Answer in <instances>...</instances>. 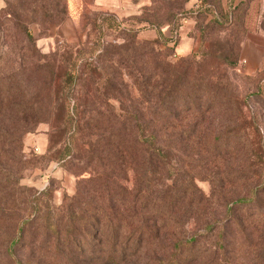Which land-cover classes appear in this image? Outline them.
<instances>
[{"label": "rangeland", "instance_id": "1", "mask_svg": "<svg viewBox=\"0 0 264 264\" xmlns=\"http://www.w3.org/2000/svg\"><path fill=\"white\" fill-rule=\"evenodd\" d=\"M246 3L0 0V134L19 137L0 135L15 174L0 173V264H264V72L238 69ZM154 41L163 61L195 55L189 81L226 84L180 117L166 163L109 139L154 118ZM252 196L260 208L225 224Z\"/></svg>", "mask_w": 264, "mask_h": 264}, {"label": "trees", "instance_id": "2", "mask_svg": "<svg viewBox=\"0 0 264 264\" xmlns=\"http://www.w3.org/2000/svg\"><path fill=\"white\" fill-rule=\"evenodd\" d=\"M119 24L120 23H117L116 30H121V26ZM27 37L30 41L33 40L32 34L29 33ZM160 37L163 39L161 34ZM133 44V49H138L136 47L140 45L139 42L137 40H134ZM158 44H160L159 41H154L153 43H150L148 45L150 54L149 56H151L150 59H152L153 61L156 60V64L152 72L151 81L153 84L151 111L154 118L151 121L147 122L148 128L147 126H145L144 121L139 120L135 124V127H137L138 131L131 138L128 134L129 127L126 121H121L119 123V127L115 131L116 133H114V136L109 139H111V144H114L113 148L119 150L120 153L126 151V148H128V145L131 143L133 149H135L136 151H140L141 153L145 151V153L150 154L151 156H153V158L156 157V160L160 158L162 163H166L165 159L166 157H168V151L171 145L169 136H171L172 134L178 135V131L180 129L178 123H182L180 117L182 115L189 116L190 114H196V112L199 111L198 102L200 98L209 97L211 94L217 96L218 93L222 92L226 84L214 80V77L212 76H197V80L193 79L192 82L189 81V78L193 76V67H197L199 65L198 63L200 62L195 61V55L188 59H183L176 64L166 62L159 58ZM184 66L186 70L184 69L181 73H179V68H184ZM158 76H161L162 78L159 79L157 78ZM77 78V71H74L73 73L68 75L67 79L74 81ZM4 84L5 83H0V89L8 90L9 87L5 89L4 87H6L7 85ZM166 89L168 90V94L166 92ZM207 108L208 110H210V107ZM66 119V124L69 128H74L79 123L72 114H68ZM110 129L113 133L114 128ZM145 130H149V136L142 135L143 131ZM0 135L2 136L3 140H8V145L11 146L15 144L19 139V137L12 135L7 131ZM5 152H7V150ZM138 161H140V163L142 164L144 163L143 159H139ZM167 163H169V161ZM0 173L5 175L7 174L6 176L8 177H15V174H12V172L5 167L1 159ZM8 179L9 181L11 180L10 178ZM258 198H256V196H252L250 198L236 200L233 203V206H231L227 210L228 217L224 220V222H226L225 224L231 221L235 216L236 213L233 212L235 208L240 209V211L244 210L245 212L246 210L252 211L253 208V210L260 208L261 204L257 203ZM37 205H39V203H37ZM109 221L111 222L110 226L112 227V221ZM49 225L51 226V228H57L55 222H50ZM206 227L209 230L213 228V226L211 225H208ZM180 245L181 244H179L177 249L180 248ZM172 260L174 261L171 263L180 264L178 259L172 258Z\"/></svg>", "mask_w": 264, "mask_h": 264}, {"label": "crops", "instance_id": "3", "mask_svg": "<svg viewBox=\"0 0 264 264\" xmlns=\"http://www.w3.org/2000/svg\"><path fill=\"white\" fill-rule=\"evenodd\" d=\"M245 7V38L241 44V63L238 69L253 75L264 72V0H247ZM177 49L182 54H189L193 43L184 41Z\"/></svg>", "mask_w": 264, "mask_h": 264}]
</instances>
